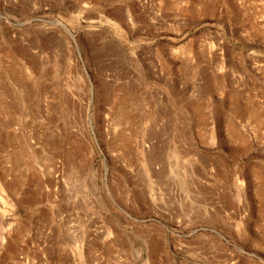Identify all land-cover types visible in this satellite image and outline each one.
Here are the masks:
<instances>
[{
	"label": "rangeland",
	"instance_id": "obj_1",
	"mask_svg": "<svg viewBox=\"0 0 264 264\" xmlns=\"http://www.w3.org/2000/svg\"><path fill=\"white\" fill-rule=\"evenodd\" d=\"M0 264H264V0H0Z\"/></svg>",
	"mask_w": 264,
	"mask_h": 264
}]
</instances>
